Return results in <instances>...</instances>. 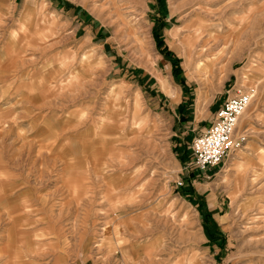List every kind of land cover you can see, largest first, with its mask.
<instances>
[{
	"label": "rangeland",
	"instance_id": "rangeland-1",
	"mask_svg": "<svg viewBox=\"0 0 264 264\" xmlns=\"http://www.w3.org/2000/svg\"><path fill=\"white\" fill-rule=\"evenodd\" d=\"M67 2L91 18L78 32L47 0L0 17V264H117L103 219L131 214L143 215L144 230L118 228L136 264H264V139L252 167L243 147L204 179L185 149V171L200 175L202 215L180 197L184 176L172 160L175 140L188 135L172 136L163 121L181 97L173 55L195 121L212 102L251 91L237 130L249 113L263 132L264 0ZM94 29L105 30L104 49L84 39ZM142 76L152 91L141 89ZM48 119L74 131L46 125L52 134L39 137Z\"/></svg>",
	"mask_w": 264,
	"mask_h": 264
},
{
	"label": "crops",
	"instance_id": "crops-1",
	"mask_svg": "<svg viewBox=\"0 0 264 264\" xmlns=\"http://www.w3.org/2000/svg\"><path fill=\"white\" fill-rule=\"evenodd\" d=\"M40 0H0V17H5L8 15H14L15 13L19 16L20 11H22L23 9H27V8H31L34 9L37 4L39 3ZM46 1V0H45ZM48 3L50 4V6L54 9V11L56 13L61 12L63 15L66 16L67 20L70 21H74L75 23H77V32L78 30L83 29L86 25H88L91 22V18L89 17V15L84 12L82 9L77 8V6L72 5L70 3L67 2V0H47ZM154 20H160V18H158L157 16H154ZM92 37H84V39H89L90 40H94L95 41V46L98 48H102L104 49V41H105V30L104 29H94V32L92 33ZM15 39V38H12ZM180 76V75H179ZM140 81H141V89H149L150 91H152V87L149 86L150 84H152V86L154 85V81L152 79V81L150 80L151 77H146V76H142L139 77ZM145 78V79H144ZM179 86V85H178ZM180 87V86H179ZM179 92H180V99L177 103H174V105L172 106V108H170L168 111L165 112V114L167 115V117H163V121H164V126L166 127V129L169 132H172V136H173V132L174 131H185L183 134H181V137H183L184 135H188L183 137L182 139L178 138L177 144L173 145V149L172 150V160H173V164H175L176 166H179L181 169V176L183 177V182H184V187L181 189V194L182 196H180L181 198H187V202L191 205H194L196 207H199V213L202 215H206V213L204 212V210H202V208H200L202 206L201 202H203V192L200 191L201 189V185L200 183H197V179L199 180L200 175L195 174L194 172H192V176L188 171L186 170V164H187V160L189 155L186 154L185 149H190L189 146V142L196 137L198 135H200L206 128L209 127L210 123L213 120L214 114L215 112L218 110V108L221 105L222 100H217L216 104H213V102L209 105L208 109H207V113L206 115L201 118V119H197L195 121L196 116H193V112H191L192 106H193V101H194V94L192 92V88L191 85H187L186 82H184L183 87H180ZM115 89L112 88L111 92H114ZM146 91V90H145ZM147 92V91H146ZM162 93V92H161ZM163 98H165L164 93H162ZM192 99V103H190V98ZM161 102V101H159ZM180 106V107H179ZM264 110V108H263ZM150 114H146L147 117H149ZM248 115H246V117L243 119V121L240 123V127L241 130H237L238 134H244L246 136V142L244 143V155L242 157V160L245 161V163L247 164L248 167H252L254 165V156L253 154L255 152L260 153V151L262 150V148L257 149L256 148V144L255 141H259V138L262 137L264 139V130L263 132H261V128L257 129V122H255V119L252 121L251 119L248 118ZM263 116H264V112H263ZM151 117V116H150ZM153 118V117H151ZM258 118V117H256ZM248 119V120H247ZM247 120V122H246ZM64 121V120H63ZM57 121V119H51L48 121H41L40 124H38L40 127L39 129H37V133L39 135V137L42 136H46L47 133L49 132L50 134H52V129H47L44 128L47 126H56L58 129H61V134L62 135H68L71 134L74 130H70V128H68V121ZM195 121V122H194ZM55 123V124H53ZM261 126V125H260ZM56 127L54 130H56ZM240 129V128H239ZM65 131V132H64ZM82 132H85L84 130ZM82 132H80L79 134H81ZM154 132V131H153ZM151 132V133H153ZM79 134L75 135L78 136ZM147 135V134H146ZM190 136V137H189ZM70 138V136H69ZM171 138V136H170ZM191 138V140H190ZM70 141H72V138H70ZM190 142V143H191ZM253 153V154H252ZM66 155H64L63 157H65ZM183 167V168H181ZM219 169V167H218ZM218 169L216 171H218ZM185 171L184 175L183 172ZM216 171L213 172L211 175L208 176V174L201 175V177L204 178H210L212 176H214L216 174ZM198 172V171H197ZM204 173V172H202ZM125 176H123L124 178ZM127 178V177H125ZM202 180V179H201ZM125 187V186H124ZM122 187V188H124ZM121 188V189H122ZM209 212V211H208ZM209 214V213H207ZM143 215L140 214H131V215H123V216H118L116 215V218L113 220H109L110 217L108 218H104L103 219V228L102 230L104 231L106 228H109V234L108 237L107 235L105 236V238L110 239L112 245L115 246V250L116 252L115 257L117 260V264H136V260L134 257V248L132 247V241L129 239V237L127 235H124L122 233V230L119 229V223H128V226L130 228H132L133 230H144L143 224H141V222L143 221ZM140 222V223H139ZM126 227V226H125ZM118 232V234L121 235H116ZM87 246L84 245L82 246V252H86L87 251ZM89 257V256H88ZM87 254L84 256L85 259L88 258ZM88 260V259H87ZM142 263L146 262L144 256L142 257ZM9 262H7L8 264ZM99 262L96 261H92V264H98ZM14 264H22L19 261H16V263ZM79 264H84L83 261H80ZM111 264V263H108Z\"/></svg>",
	"mask_w": 264,
	"mask_h": 264
},
{
	"label": "built area",
	"instance_id": "built-area-1",
	"mask_svg": "<svg viewBox=\"0 0 264 264\" xmlns=\"http://www.w3.org/2000/svg\"><path fill=\"white\" fill-rule=\"evenodd\" d=\"M253 97L251 91H237L222 102L209 127L190 144L191 165L195 170L205 173L220 167L230 153L243 149L246 136L236 133V125ZM181 185L178 181L177 186Z\"/></svg>",
	"mask_w": 264,
	"mask_h": 264
},
{
	"label": "trees",
	"instance_id": "trees-1",
	"mask_svg": "<svg viewBox=\"0 0 264 264\" xmlns=\"http://www.w3.org/2000/svg\"><path fill=\"white\" fill-rule=\"evenodd\" d=\"M152 32H153V37H154V39L156 41L157 48H160V49L162 48L161 50H164L166 54H169L170 55V53L167 51V49H164L163 48L164 43H163L162 39L159 37V35H158V29L157 28H153ZM170 56H171L170 58H171L172 67H173V69H172V75L173 76H176L175 80L178 81V82L176 81L177 84L180 87H183L184 82H185L184 79L182 77H180V81L177 79V77L181 74L180 68L178 66L179 65V60L175 56H173V55H170ZM192 99L193 98L191 97L190 98V103H192ZM202 227H203V230H204L205 234H207V236L212 240V237L214 236V234L210 232V229L206 226V224H204V222H203Z\"/></svg>",
	"mask_w": 264,
	"mask_h": 264
},
{
	"label": "bare ground",
	"instance_id": "bare-ground-1",
	"mask_svg": "<svg viewBox=\"0 0 264 264\" xmlns=\"http://www.w3.org/2000/svg\"><path fill=\"white\" fill-rule=\"evenodd\" d=\"M196 67H197V66H196ZM197 68H198V67H197ZM249 104H250V103H249ZM248 106H249V105H248ZM244 112H245V110H244ZM242 114H243V113H242ZM242 114H241V115H242ZM240 117H241V116H240ZM240 117H239V118H240ZM239 118H238V121H239ZM237 125H238V122H237ZM237 125H236V130H237Z\"/></svg>",
	"mask_w": 264,
	"mask_h": 264
}]
</instances>
